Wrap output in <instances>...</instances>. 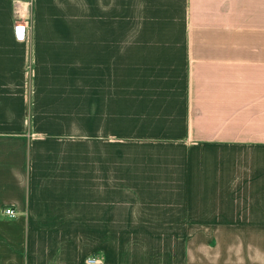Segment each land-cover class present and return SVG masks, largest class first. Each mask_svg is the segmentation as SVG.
<instances>
[{
    "label": "crops",
    "instance_id": "obj_1",
    "mask_svg": "<svg viewBox=\"0 0 264 264\" xmlns=\"http://www.w3.org/2000/svg\"><path fill=\"white\" fill-rule=\"evenodd\" d=\"M10 7L0 0V88L16 86L15 72L23 80L29 59ZM82 7L84 22L97 24L82 70H113L119 87L128 75L130 136L161 158L131 183L160 190L123 197L101 112L82 113L78 129L64 117L63 128L44 129L1 110L0 264H264V0ZM6 205L16 218L2 214Z\"/></svg>",
    "mask_w": 264,
    "mask_h": 264
},
{
    "label": "rangeland",
    "instance_id": "obj_2",
    "mask_svg": "<svg viewBox=\"0 0 264 264\" xmlns=\"http://www.w3.org/2000/svg\"><path fill=\"white\" fill-rule=\"evenodd\" d=\"M9 1L14 36L17 39L18 29L25 31V38L17 41L26 48L29 59L23 80H18V73L15 72V80L11 84L16 86L0 88L1 98L11 101L10 104H0V111L26 114L28 126L31 123V126L36 125L44 129L57 126L63 128L66 125H58L61 121L56 119L61 120L62 117L78 129L81 127L82 113L89 111L96 114L99 111L105 115L107 124V159H113L114 155L120 156L121 159L123 197L132 190L145 191L147 186L160 190V186L155 184H138L137 187V184L131 183L134 181L132 176L146 173L144 162L147 159L160 161L161 158L160 150L150 152L140 147L147 143L143 141V137L130 136L128 80L124 82L128 75L122 77V86L119 87L113 70H82L84 45L87 49L89 45L95 47L97 44L96 40L88 41V34L92 36L97 33V24L84 22L87 15L82 7L83 0ZM3 10L7 11L8 8L4 7ZM36 17L40 22L36 23ZM112 32L113 25H103L102 34L105 39L101 46L106 52L112 49L113 41L108 40L112 37ZM0 33H5L3 26H0ZM36 50L40 54L39 62ZM92 60L91 57L90 61ZM104 63L105 68H113L112 62H107V58ZM91 122L97 123V120ZM135 126L134 124V128ZM78 137L75 135L74 139ZM113 144L119 145L114 148L111 146ZM131 234L123 233V239L127 242Z\"/></svg>",
    "mask_w": 264,
    "mask_h": 264
},
{
    "label": "built area",
    "instance_id": "obj_3",
    "mask_svg": "<svg viewBox=\"0 0 264 264\" xmlns=\"http://www.w3.org/2000/svg\"><path fill=\"white\" fill-rule=\"evenodd\" d=\"M25 35L26 34H25L24 30L18 29L16 31V37L19 40H23L25 38ZM2 214L7 216V217H10V218H16L18 216V212H17L16 208L11 206V205H6L5 207H3ZM88 262L90 264H99L100 259L98 257H90L88 259Z\"/></svg>",
    "mask_w": 264,
    "mask_h": 264
}]
</instances>
